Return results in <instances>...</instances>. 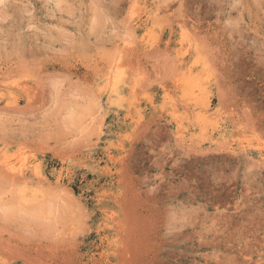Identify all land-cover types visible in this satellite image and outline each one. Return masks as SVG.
<instances>
[{
	"label": "rangeland",
	"instance_id": "obj_1",
	"mask_svg": "<svg viewBox=\"0 0 264 264\" xmlns=\"http://www.w3.org/2000/svg\"><path fill=\"white\" fill-rule=\"evenodd\" d=\"M0 264H264V0H0Z\"/></svg>",
	"mask_w": 264,
	"mask_h": 264
},
{
	"label": "bare ground",
	"instance_id": "obj_2",
	"mask_svg": "<svg viewBox=\"0 0 264 264\" xmlns=\"http://www.w3.org/2000/svg\"><path fill=\"white\" fill-rule=\"evenodd\" d=\"M117 66V65H116ZM4 172V171H3Z\"/></svg>",
	"mask_w": 264,
	"mask_h": 264
}]
</instances>
